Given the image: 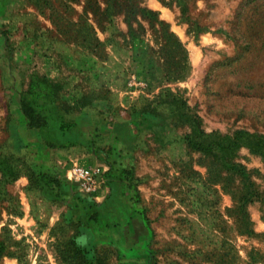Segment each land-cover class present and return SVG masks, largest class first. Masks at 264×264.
<instances>
[{
	"label": "rangeland",
	"instance_id": "1",
	"mask_svg": "<svg viewBox=\"0 0 264 264\" xmlns=\"http://www.w3.org/2000/svg\"><path fill=\"white\" fill-rule=\"evenodd\" d=\"M75 164L148 256L87 252ZM0 264H264V0H0Z\"/></svg>",
	"mask_w": 264,
	"mask_h": 264
},
{
	"label": "crops",
	"instance_id": "2",
	"mask_svg": "<svg viewBox=\"0 0 264 264\" xmlns=\"http://www.w3.org/2000/svg\"><path fill=\"white\" fill-rule=\"evenodd\" d=\"M119 128V134L121 142L126 140V136L122 133V124L116 125ZM33 136L40 135V131L31 130ZM76 159H78L76 157ZM72 160H75L72 158ZM123 186L115 179L113 182L108 184L105 182L101 192L102 202L99 210L102 212L103 221H111L114 219L115 222H119L122 226L119 229H114L113 233H108L111 241H109L116 249L117 253L126 255L128 257H139L140 252L145 251L147 243L151 241L153 235L150 234V230L143 216L135 212L129 213L126 208V203L120 198V191ZM99 200V201H101ZM131 217V218H130ZM138 221L140 224L141 231L139 234L133 233V222ZM129 221V222H128ZM123 223H126L123 225ZM102 241L106 242L107 236ZM99 240L101 236H98ZM139 253V254H138Z\"/></svg>",
	"mask_w": 264,
	"mask_h": 264
},
{
	"label": "trees",
	"instance_id": "3",
	"mask_svg": "<svg viewBox=\"0 0 264 264\" xmlns=\"http://www.w3.org/2000/svg\"><path fill=\"white\" fill-rule=\"evenodd\" d=\"M21 107H22V110H23L25 116L27 117L28 121L31 123V126L32 127H39L40 126L39 124L34 123V119L36 117L41 118V116L43 118L45 116L44 111H42V112L38 111L37 107L35 106V104L33 102H27L24 98H22V100H21ZM64 124H66V123H64V122L61 123L60 129L62 131L67 130L66 137L70 139V142H73V140H76V138H72L76 134V128H75L76 126H74L73 124H71V125L68 124L69 127H64ZM77 140H79V139H77ZM82 143H84V142H82ZM108 177H109V179H107L108 184H110V182H112V179L110 178V174L108 175ZM117 182L121 183L118 180H117ZM121 185L123 186L122 183H121ZM76 189L78 191L76 194L77 201H79L81 204H83L84 208H87L89 211V215H87V214L85 215L86 219H85V223L83 225L82 234L84 235V237L86 239V245L88 247L87 252H91L92 249L96 246V244L104 242V241H102V239H105V237H104L105 235L107 236L106 240L111 241L108 233L109 234L113 233L115 231L114 229H119L122 226V224L119 222H115L114 219L111 221L104 222L103 217H102V212L99 210L101 204H99L98 201L94 200L93 198L80 193L78 188H76ZM123 192L124 191L122 188V190L120 191L121 200L126 203V205H127L126 208L129 210V213L135 212L134 209L132 208L131 203L127 199H124ZM144 219L147 223V220L145 217H144ZM125 224L126 223H123V225H125ZM147 226H148V224H147ZM148 228H149V226H148ZM149 230H150V228H149ZM150 234H151V230H150ZM99 235L101 236L100 240L98 238ZM88 237H90V239H88ZM144 250L145 251L140 252V255L141 256H144V255L148 256V253H147V252H149L148 243H147L146 249H144Z\"/></svg>",
	"mask_w": 264,
	"mask_h": 264
},
{
	"label": "built area",
	"instance_id": "4",
	"mask_svg": "<svg viewBox=\"0 0 264 264\" xmlns=\"http://www.w3.org/2000/svg\"><path fill=\"white\" fill-rule=\"evenodd\" d=\"M70 178L77 185L80 193L99 201L105 184V171L99 166L75 164L70 168Z\"/></svg>",
	"mask_w": 264,
	"mask_h": 264
}]
</instances>
